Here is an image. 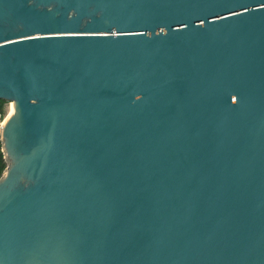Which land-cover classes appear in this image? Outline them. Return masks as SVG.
<instances>
[{"label": "water", "instance_id": "1", "mask_svg": "<svg viewBox=\"0 0 264 264\" xmlns=\"http://www.w3.org/2000/svg\"><path fill=\"white\" fill-rule=\"evenodd\" d=\"M0 264H264V0H0Z\"/></svg>", "mask_w": 264, "mask_h": 264}, {"label": "trees", "instance_id": "2", "mask_svg": "<svg viewBox=\"0 0 264 264\" xmlns=\"http://www.w3.org/2000/svg\"><path fill=\"white\" fill-rule=\"evenodd\" d=\"M8 102L6 101H0V114L4 115V106L7 104ZM7 167V163L4 159V155L2 153V145L0 143V177L3 175L5 169Z\"/></svg>", "mask_w": 264, "mask_h": 264}, {"label": "rangeland", "instance_id": "3", "mask_svg": "<svg viewBox=\"0 0 264 264\" xmlns=\"http://www.w3.org/2000/svg\"><path fill=\"white\" fill-rule=\"evenodd\" d=\"M11 105L10 103H7L5 106H4V115L5 117H7L10 113V109H11Z\"/></svg>", "mask_w": 264, "mask_h": 264}, {"label": "built area", "instance_id": "4", "mask_svg": "<svg viewBox=\"0 0 264 264\" xmlns=\"http://www.w3.org/2000/svg\"><path fill=\"white\" fill-rule=\"evenodd\" d=\"M6 119L5 115L0 114V136H1V131L3 127L4 120Z\"/></svg>", "mask_w": 264, "mask_h": 264}, {"label": "bare ground", "instance_id": "5", "mask_svg": "<svg viewBox=\"0 0 264 264\" xmlns=\"http://www.w3.org/2000/svg\"><path fill=\"white\" fill-rule=\"evenodd\" d=\"M13 111V104L11 105L10 113Z\"/></svg>", "mask_w": 264, "mask_h": 264}]
</instances>
